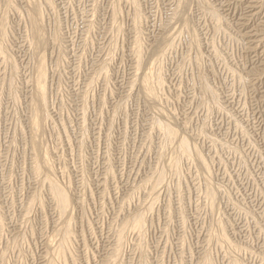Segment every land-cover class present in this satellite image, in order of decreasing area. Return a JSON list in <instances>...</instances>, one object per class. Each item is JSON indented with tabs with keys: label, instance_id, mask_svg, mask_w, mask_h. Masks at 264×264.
I'll return each mask as SVG.
<instances>
[{
	"label": "rangeland",
	"instance_id": "1",
	"mask_svg": "<svg viewBox=\"0 0 264 264\" xmlns=\"http://www.w3.org/2000/svg\"><path fill=\"white\" fill-rule=\"evenodd\" d=\"M0 264H264V0H0Z\"/></svg>",
	"mask_w": 264,
	"mask_h": 264
},
{
	"label": "bare ground",
	"instance_id": "2",
	"mask_svg": "<svg viewBox=\"0 0 264 264\" xmlns=\"http://www.w3.org/2000/svg\"><path fill=\"white\" fill-rule=\"evenodd\" d=\"M36 29V28H35ZM38 33H39V31H38ZM43 42V41H42ZM61 193V192H60ZM62 194V193H61ZM63 195V194H62ZM62 197L63 196H61V199H62ZM66 200H68L67 198H66ZM62 201V200H61ZM67 201H64V204L66 203ZM66 205V204H65Z\"/></svg>",
	"mask_w": 264,
	"mask_h": 264
}]
</instances>
